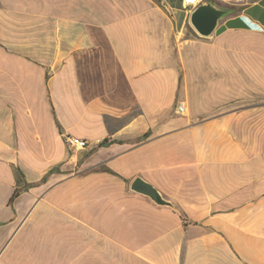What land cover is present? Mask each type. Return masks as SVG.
Instances as JSON below:
<instances>
[{"label": "crops", "instance_id": "crops-1", "mask_svg": "<svg viewBox=\"0 0 264 264\" xmlns=\"http://www.w3.org/2000/svg\"><path fill=\"white\" fill-rule=\"evenodd\" d=\"M217 1L0 0V264H264V0Z\"/></svg>", "mask_w": 264, "mask_h": 264}, {"label": "water", "instance_id": "water-1", "mask_svg": "<svg viewBox=\"0 0 264 264\" xmlns=\"http://www.w3.org/2000/svg\"><path fill=\"white\" fill-rule=\"evenodd\" d=\"M237 11L235 6L221 3L217 0H202L189 11V26L200 37L210 36L218 22L225 16L231 15ZM131 189L150 197L159 205L172 206V203L164 198L150 183L135 178L131 185ZM178 210V209H177ZM180 215L184 217L183 213Z\"/></svg>", "mask_w": 264, "mask_h": 264}, {"label": "built area", "instance_id": "built-area-1", "mask_svg": "<svg viewBox=\"0 0 264 264\" xmlns=\"http://www.w3.org/2000/svg\"><path fill=\"white\" fill-rule=\"evenodd\" d=\"M202 0H183L184 6L190 11L195 5H197ZM178 111L183 110V105L179 104L177 106ZM66 143L74 148H84L87 145V142L83 138L72 137V136H65Z\"/></svg>", "mask_w": 264, "mask_h": 264}, {"label": "trees", "instance_id": "trees-1", "mask_svg": "<svg viewBox=\"0 0 264 264\" xmlns=\"http://www.w3.org/2000/svg\"><path fill=\"white\" fill-rule=\"evenodd\" d=\"M189 31L191 32L192 35L197 36V34L192 30L191 27H190V30Z\"/></svg>", "mask_w": 264, "mask_h": 264}, {"label": "rangeland", "instance_id": "rangeland-1", "mask_svg": "<svg viewBox=\"0 0 264 264\" xmlns=\"http://www.w3.org/2000/svg\"><path fill=\"white\" fill-rule=\"evenodd\" d=\"M196 37H200V36L197 35Z\"/></svg>", "mask_w": 264, "mask_h": 264}]
</instances>
